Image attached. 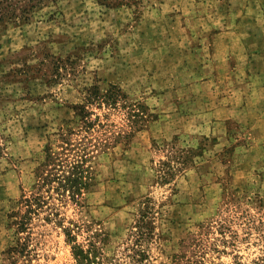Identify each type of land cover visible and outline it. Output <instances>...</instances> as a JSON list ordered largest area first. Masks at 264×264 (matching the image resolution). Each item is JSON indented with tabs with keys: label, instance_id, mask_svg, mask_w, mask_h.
<instances>
[{
	"label": "rangeland",
	"instance_id": "rangeland-1",
	"mask_svg": "<svg viewBox=\"0 0 264 264\" xmlns=\"http://www.w3.org/2000/svg\"><path fill=\"white\" fill-rule=\"evenodd\" d=\"M13 2L0 11V264H79L76 243L86 264L264 263V127L232 118L264 63V0ZM62 132L95 183L79 203L53 200L59 223L47 210L16 232L12 203Z\"/></svg>",
	"mask_w": 264,
	"mask_h": 264
},
{
	"label": "trees",
	"instance_id": "trees-1",
	"mask_svg": "<svg viewBox=\"0 0 264 264\" xmlns=\"http://www.w3.org/2000/svg\"><path fill=\"white\" fill-rule=\"evenodd\" d=\"M9 1L11 0H0V11L8 10V7L17 6V2L6 3ZM29 1L32 2L33 0ZM41 1L55 3L57 0H38V2ZM3 3L6 4V7L3 6ZM32 7L36 6L29 4V7L21 9V11L29 12ZM17 9H19V6H17ZM80 114L86 126L89 127L88 117H86L87 113L83 112ZM57 135L59 136V141L55 140L57 138L51 139V142L45 146L38 160V165L35 168V192L28 195L22 193L12 203L9 218L11 219V225L15 226L16 232L27 230L31 220L40 217L41 212L47 210L48 213H46L47 215L44 219L52 221L55 218V222L59 223V220L56 219L57 207L53 200L62 203L69 199L74 203H79L83 194L89 191L95 183L93 172L86 165L85 157L70 159L66 153L70 145L68 136L63 132ZM57 147L61 148V151ZM66 236L73 241L71 231H66ZM72 249L73 255L79 264L92 262L91 251L83 249L77 243L72 245Z\"/></svg>",
	"mask_w": 264,
	"mask_h": 264
},
{
	"label": "crops",
	"instance_id": "crops-1",
	"mask_svg": "<svg viewBox=\"0 0 264 264\" xmlns=\"http://www.w3.org/2000/svg\"><path fill=\"white\" fill-rule=\"evenodd\" d=\"M261 68H256L252 74L253 83L249 90L248 102L245 106L232 111V118L250 125L254 136L264 127V63Z\"/></svg>",
	"mask_w": 264,
	"mask_h": 264
}]
</instances>
